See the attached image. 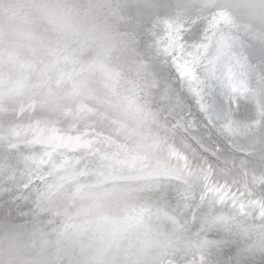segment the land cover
<instances>
[{"label":"water","instance_id":"water-1","mask_svg":"<svg viewBox=\"0 0 264 264\" xmlns=\"http://www.w3.org/2000/svg\"><path fill=\"white\" fill-rule=\"evenodd\" d=\"M0 264H264V0H0Z\"/></svg>","mask_w":264,"mask_h":264},{"label":"snow or ice","instance_id":"snow-or-ice-1","mask_svg":"<svg viewBox=\"0 0 264 264\" xmlns=\"http://www.w3.org/2000/svg\"><path fill=\"white\" fill-rule=\"evenodd\" d=\"M199 26H193L189 29L187 36H182L183 28H176L167 33L165 41L166 44L163 48L159 47V34H155L151 37V44L156 54L158 63L165 61L174 68L178 77L183 80L185 78L191 80L194 79V73L196 66L200 65L205 69L208 92V104L205 105L203 101L199 103L200 113H207L204 116V123L207 124V132L211 136L215 132V125L218 124L216 117H226L228 114V108L233 103H239L237 97H243L232 83L228 84L227 91L212 77L217 72V64L214 59L208 58L209 45L207 43H201L200 48L204 50L206 55L201 56V52H191L187 50V46L183 43L188 37L195 36L198 33ZM204 39H208L207 34H204ZM216 42L219 40L216 38ZM222 52V49H221ZM186 54V56H185ZM205 61H207L205 63ZM225 79H231V73L225 77ZM227 97V100H225ZM227 104L228 107L225 105ZM217 144L220 145L219 149H229L226 143H221L217 138Z\"/></svg>","mask_w":264,"mask_h":264},{"label":"clouds","instance_id":"clouds-1","mask_svg":"<svg viewBox=\"0 0 264 264\" xmlns=\"http://www.w3.org/2000/svg\"><path fill=\"white\" fill-rule=\"evenodd\" d=\"M58 3H59V0H52L53 10H56Z\"/></svg>","mask_w":264,"mask_h":264},{"label":"bare ground","instance_id":"bare-ground-1","mask_svg":"<svg viewBox=\"0 0 264 264\" xmlns=\"http://www.w3.org/2000/svg\"><path fill=\"white\" fill-rule=\"evenodd\" d=\"M133 72H138V70L136 69V67L132 68Z\"/></svg>","mask_w":264,"mask_h":264}]
</instances>
